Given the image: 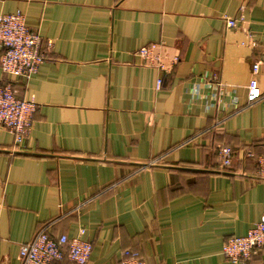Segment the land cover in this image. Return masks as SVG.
I'll return each mask as SVG.
<instances>
[{
	"label": "crops",
	"instance_id": "crops-1",
	"mask_svg": "<svg viewBox=\"0 0 264 264\" xmlns=\"http://www.w3.org/2000/svg\"><path fill=\"white\" fill-rule=\"evenodd\" d=\"M16 11L46 60L26 83L0 70V86L37 106L20 144L0 130V264H20L43 226L84 228L86 264H122L126 250L145 264H230L223 243L264 218V180L241 160L264 153V0H0V14ZM159 42L167 73L136 56ZM251 80L261 96L246 107ZM220 146L236 152L230 169ZM248 264H264V248Z\"/></svg>",
	"mask_w": 264,
	"mask_h": 264
},
{
	"label": "built area",
	"instance_id": "built-area-1",
	"mask_svg": "<svg viewBox=\"0 0 264 264\" xmlns=\"http://www.w3.org/2000/svg\"><path fill=\"white\" fill-rule=\"evenodd\" d=\"M242 17L224 18L227 28H235L242 23ZM247 42L254 46L250 34H246ZM42 38L29 29L25 17L20 11L11 14H0V48L3 50L0 59V70L5 75L12 76L18 81L28 82L39 67L45 62ZM47 48L52 47L50 41L45 42ZM162 43H154L137 50L138 56L145 66L157 68L162 73H167L162 61ZM177 58L172 60V65ZM258 64L252 66V74L258 72ZM216 75L212 74L207 79L220 90V83L216 82ZM161 78L156 81V90H160ZM210 85V83H209ZM246 107L254 104L261 96L254 80L247 86ZM191 100L199 97V88L190 90ZM14 83H5L0 86V130H5L13 136L15 144H20L30 133L33 125V116L36 111L35 101L20 97ZM219 169H230L236 156L234 149L228 146L218 147ZM242 163L254 161L257 166L256 177L264 180V153L254 158L251 152L242 151ZM84 228H80L74 238L62 234L52 237L46 227L39 228L33 239L20 246V264H54L66 258L73 264H86L89 260L92 245L84 240ZM264 248V218H261L245 236L230 237L222 245L221 254L230 264H248V262L261 249ZM122 264H145L140 254L136 251L126 250L122 254Z\"/></svg>",
	"mask_w": 264,
	"mask_h": 264
},
{
	"label": "trees",
	"instance_id": "trees-1",
	"mask_svg": "<svg viewBox=\"0 0 264 264\" xmlns=\"http://www.w3.org/2000/svg\"><path fill=\"white\" fill-rule=\"evenodd\" d=\"M64 259V258H63Z\"/></svg>",
	"mask_w": 264,
	"mask_h": 264
}]
</instances>
